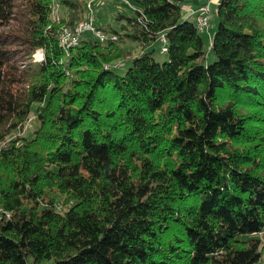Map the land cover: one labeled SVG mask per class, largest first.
I'll return each mask as SVG.
<instances>
[{
	"label": "trees",
	"instance_id": "1",
	"mask_svg": "<svg viewBox=\"0 0 264 264\" xmlns=\"http://www.w3.org/2000/svg\"><path fill=\"white\" fill-rule=\"evenodd\" d=\"M86 1L0 0V264L258 263L264 0H216L214 61L209 0H121L116 39L62 45Z\"/></svg>",
	"mask_w": 264,
	"mask_h": 264
},
{
	"label": "rangeland",
	"instance_id": "2",
	"mask_svg": "<svg viewBox=\"0 0 264 264\" xmlns=\"http://www.w3.org/2000/svg\"><path fill=\"white\" fill-rule=\"evenodd\" d=\"M210 2H211V15H210V19H209V24L205 30H202L201 35L204 38L205 47L207 49L208 59L210 61H214L216 58H215V55L213 54V52L211 50V41H212V38H213L215 31L217 30L218 16H217L216 8H215V5L217 2L215 3L212 0H210ZM85 5L88 8L87 14L85 13L87 15L86 18L90 20L91 15H93V18L95 17V15L100 16L101 20L105 23L107 28L109 26L120 27L118 24L115 23L118 21L115 17L116 13H117L116 10H118V8H123L126 11L129 10V8L125 4H123L121 0H88L85 2ZM63 16H64V10L62 9L61 5L59 4V0H54V11L52 13V19H55L58 22L59 19L62 18ZM86 18L80 20L76 25L80 24L81 22H84ZM123 22H126V20L123 19ZM70 28H73V26L71 27L69 25H64L60 28V31H61L60 34L63 33L62 36L66 40L73 38L72 34H69L68 32H66V31L70 30ZM129 45L132 46L131 44H129ZM153 46H154L153 54L157 58V60H159V61L166 60L167 54L160 52V48H161L160 42L159 41L155 42ZM32 57L34 60L40 59L42 57V52L40 50H37L33 54ZM129 64H130V61L127 62L125 65H123L122 71H125L127 69V67L129 66ZM37 124H38L37 119L34 116H31L29 121L26 123L24 128L21 130V134L28 136L30 133H32L35 126H37ZM261 236H262L261 237L262 245H264V233ZM256 264H264V253H263V257Z\"/></svg>",
	"mask_w": 264,
	"mask_h": 264
},
{
	"label": "bare ground",
	"instance_id": "3",
	"mask_svg": "<svg viewBox=\"0 0 264 264\" xmlns=\"http://www.w3.org/2000/svg\"><path fill=\"white\" fill-rule=\"evenodd\" d=\"M90 7V6H89ZM193 12V11H192ZM195 13H196V17H203V10H195L194 11ZM90 25V20L89 19H85V21L84 22H81L80 24H78V25H76L75 27H73V28H70V30H68V31H66V32H68L69 34H72L73 35V38H71V39H64L63 38V36H62V34H60V39H61V43H62V45H64V46H71V45H75V44H77V41L79 40V36H80V34H82L85 30H91V31H93L96 35L98 34V33H103V32H105L104 30H102L101 29V27L99 28V27H96L95 25H94V23H93V21H91V27H88ZM196 25H197V27L199 28V30H205L206 29V27H200V23H199V21H198V18H196ZM85 28V29H84ZM61 32V31H60ZM110 34V33H109ZM110 35H113V34H110ZM116 35V34H115ZM98 36V35H97ZM166 46L167 45H165L164 47H163V51H165L166 50Z\"/></svg>",
	"mask_w": 264,
	"mask_h": 264
},
{
	"label": "built area",
	"instance_id": "4",
	"mask_svg": "<svg viewBox=\"0 0 264 264\" xmlns=\"http://www.w3.org/2000/svg\"><path fill=\"white\" fill-rule=\"evenodd\" d=\"M197 10H203V17H196V18H198V21L200 23V27H207L209 24V19H210V15H211V2H210V0H209V2L200 6ZM91 21H94L93 15L90 16V25L88 27H91ZM98 36L101 40H105L108 38H112V39L117 38L116 35H110L107 32L98 33Z\"/></svg>",
	"mask_w": 264,
	"mask_h": 264
},
{
	"label": "crops",
	"instance_id": "5",
	"mask_svg": "<svg viewBox=\"0 0 264 264\" xmlns=\"http://www.w3.org/2000/svg\"><path fill=\"white\" fill-rule=\"evenodd\" d=\"M212 1H214L215 3L217 2L216 0H212Z\"/></svg>",
	"mask_w": 264,
	"mask_h": 264
}]
</instances>
